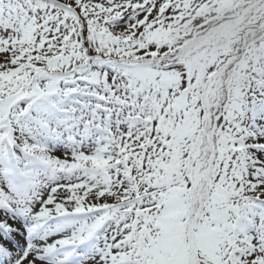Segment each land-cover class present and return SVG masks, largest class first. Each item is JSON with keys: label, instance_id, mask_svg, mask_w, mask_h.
I'll list each match as a JSON object with an SVG mask.
<instances>
[{"label": "snow or ice", "instance_id": "6c2138e0", "mask_svg": "<svg viewBox=\"0 0 264 264\" xmlns=\"http://www.w3.org/2000/svg\"><path fill=\"white\" fill-rule=\"evenodd\" d=\"M0 264H264V0H0Z\"/></svg>", "mask_w": 264, "mask_h": 264}]
</instances>
